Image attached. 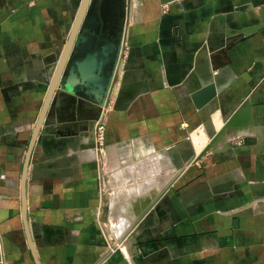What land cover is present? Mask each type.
Here are the masks:
<instances>
[{
	"label": "crops",
	"instance_id": "crops-1",
	"mask_svg": "<svg viewBox=\"0 0 264 264\" xmlns=\"http://www.w3.org/2000/svg\"><path fill=\"white\" fill-rule=\"evenodd\" d=\"M113 1L103 16L91 0L96 38L83 71L64 72L29 159L39 263L264 264V0ZM73 8L0 0V264H35L20 174ZM108 222L126 225L120 240Z\"/></svg>",
	"mask_w": 264,
	"mask_h": 264
},
{
	"label": "water",
	"instance_id": "water-1",
	"mask_svg": "<svg viewBox=\"0 0 264 264\" xmlns=\"http://www.w3.org/2000/svg\"><path fill=\"white\" fill-rule=\"evenodd\" d=\"M91 0H81L79 6L75 12L73 23L71 25V29L69 32V36L67 38L65 47L59 60L56 64V67L53 72V76L49 82L47 93L44 99V102L41 106V110L39 112L38 118L35 122V125L32 129L31 136L24 154V159L22 163V169L20 174V196H21V218L23 223V228L27 240V244L33 260L35 264H40L35 253V249L33 246L31 234L29 231V225L27 220V211H26V173L27 167L29 163V159L31 156V152L35 143L37 142L38 136L41 133V128L43 125V120L47 113L51 98L55 92L61 93L60 90L57 91L58 87L64 85L63 81V74L66 71L69 76L74 74L75 68L79 71H83L82 64H81V55L89 54L87 47L88 45H92V40L96 38V34L98 31L97 22H94L95 25L93 26L94 16H93V6H91ZM93 20V21H92ZM96 20V19H95ZM93 26V27H92ZM261 25H254L251 27L246 28L243 31V34H249L254 30L260 28ZM88 41V42H87ZM103 41V40H102ZM117 55V54H116ZM116 57L114 56V61ZM209 59L212 62L215 69H219L225 66V62L221 61V55L219 53H213L209 55ZM107 60L101 58V61L97 65V77H102L104 66L106 65ZM84 66V65H83ZM103 82L101 97L105 98L108 93L109 85H110V78H107L103 81V77L101 78ZM208 96L202 95V92L195 93V102L197 105H203L206 101ZM236 116L231 117L229 120V124L232 125L235 122Z\"/></svg>",
	"mask_w": 264,
	"mask_h": 264
},
{
	"label": "built area",
	"instance_id": "built-area-1",
	"mask_svg": "<svg viewBox=\"0 0 264 264\" xmlns=\"http://www.w3.org/2000/svg\"><path fill=\"white\" fill-rule=\"evenodd\" d=\"M93 133H94V147H93V151L102 154V153H104L105 146H106V144H105V125L100 119H97L94 122ZM125 226H124V224L119 223V225L118 224L114 225V227L110 228V229L114 230V232H115L114 235L117 238H119V240H120L122 234L125 232V229H126Z\"/></svg>",
	"mask_w": 264,
	"mask_h": 264
},
{
	"label": "rangeland",
	"instance_id": "rangeland-1",
	"mask_svg": "<svg viewBox=\"0 0 264 264\" xmlns=\"http://www.w3.org/2000/svg\"><path fill=\"white\" fill-rule=\"evenodd\" d=\"M113 0H103V4H102V10H101V13H102V15L103 16H105V15H113V14H115L116 13V8L117 7H119V3H115V1H113V4H112V6L114 7H111L110 6V3L112 2ZM114 4H116V5H114ZM93 5V4H92ZM112 8V9H111ZM109 9H111V10H109ZM76 10H77V7L76 8H73V15L75 14V12H76ZM108 10L109 11H111V12H108ZM94 12H95V16H96V11L95 10H93ZM114 16V15H113ZM93 25H95V23L93 24ZM98 25V24H97ZM110 26H114V23H111V25H109L108 27H106V29H110ZM105 29V30H106ZM104 46H106V44L104 43ZM105 226H107V228L108 229H110V228H112V225L108 222L107 223V225L106 224H104ZM119 225V224H118Z\"/></svg>",
	"mask_w": 264,
	"mask_h": 264
},
{
	"label": "bare ground",
	"instance_id": "bare-ground-1",
	"mask_svg": "<svg viewBox=\"0 0 264 264\" xmlns=\"http://www.w3.org/2000/svg\"><path fill=\"white\" fill-rule=\"evenodd\" d=\"M80 1L81 0H72V3L74 4V8H78V6H79V3H80ZM116 3V2H115ZM114 5H116V4H114ZM114 8V7H113ZM112 9V8H111ZM111 9H109V10H111ZM108 10V12H111V11H109ZM114 15V14H113ZM93 16H94V20L96 19V16H95V12L93 11ZM114 18V17H113ZM94 24V23H93ZM42 138V137H41ZM42 140V139H41ZM39 141V140H38ZM43 141H45V139L43 140ZM147 194V193H146ZM120 227V226H119Z\"/></svg>",
	"mask_w": 264,
	"mask_h": 264
}]
</instances>
